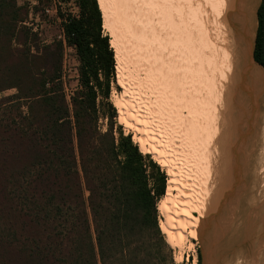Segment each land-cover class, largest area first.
<instances>
[{
  "label": "trees",
  "instance_id": "1",
  "mask_svg": "<svg viewBox=\"0 0 264 264\" xmlns=\"http://www.w3.org/2000/svg\"><path fill=\"white\" fill-rule=\"evenodd\" d=\"M74 1L76 14L56 10L61 39L44 44L30 5L0 0V95L16 91L0 99V264H174L158 212L168 177L116 127L99 0ZM258 21L264 68V0ZM67 49L79 63L69 98Z\"/></svg>",
  "mask_w": 264,
  "mask_h": 264
},
{
  "label": "bare ground",
  "instance_id": "2",
  "mask_svg": "<svg viewBox=\"0 0 264 264\" xmlns=\"http://www.w3.org/2000/svg\"><path fill=\"white\" fill-rule=\"evenodd\" d=\"M202 2L188 22L180 0H99L130 97L116 103L119 118L167 164L158 203L167 239L184 244L191 228L204 264H215L208 243L221 233L229 245L216 264H264V68L254 58L262 0ZM133 55L145 77L132 88L125 82ZM185 62L195 73L180 86Z\"/></svg>",
  "mask_w": 264,
  "mask_h": 264
},
{
  "label": "rangeland",
  "instance_id": "3",
  "mask_svg": "<svg viewBox=\"0 0 264 264\" xmlns=\"http://www.w3.org/2000/svg\"><path fill=\"white\" fill-rule=\"evenodd\" d=\"M46 1L47 0H45L44 4L42 5V4H40L39 0H18L19 4L21 6H23L24 4H29L31 7V12H30V16H29L27 25L29 27H31L32 29H34V31L39 34L40 39L44 44H52L56 40H60L61 35H62L61 21L58 20L59 18L57 16L56 10H58V8H61L63 13L76 14L78 12V9L76 7L74 0H52L51 2H49V4ZM178 2H179V0H178ZM200 4L203 5L202 0H184V1L180 0V10L182 12V16L185 19H188V22L190 20L196 21L197 19L195 20V18L192 17V16H194V15H192V13H193L192 7L197 8L198 5H200ZM205 4L209 5L208 2L207 3L205 2ZM202 5H200L201 8H202ZM35 8H37L38 10L37 9L35 10ZM128 8H130V6ZM188 11H190V12L188 13ZM141 13H139V11L135 9L134 12L132 13V17L134 19H136L137 17L140 16ZM179 18H180V15H179ZM184 24H185V22H184ZM184 26L186 28L185 30H187L189 32L190 26H186V25H184ZM197 26L200 27L198 24L192 25L191 27H194L195 29H197ZM195 29H193V31L197 32V30H195ZM209 29H207L208 33L210 31ZM207 31H205V33H207ZM103 32H104L105 36H108L110 38V45H111V41H112V39H114L113 33L110 30L106 31L104 28H103ZM119 40L121 41V37H119ZM196 43H198V41H196ZM134 44L135 43L130 44L131 45L130 47L132 48V46ZM123 47H124V44H123ZM113 51H114V55L116 57V50L113 49ZM126 52L127 51L124 47V53H126ZM188 60H190V59H188ZM115 61H116V58H115ZM129 63H130L129 73L127 75L128 77H127V80L125 83H126V85L131 84V87L133 88V85H135V82L144 79L145 74L142 70H140L139 67H137V66L142 64V60L134 58V55H133V58ZM184 64H185V71H184V68H182V66H180V77L185 76L186 78L184 77L183 80L180 79V86L182 85V83L184 81H187L189 79V78H187L188 76L191 77V75L195 73V71H194L195 67L194 66L189 65L188 68L191 70L186 71V65L188 63L185 62ZM78 68H79V63L77 61L75 51L73 49H67L66 53H65V60H64V82H65V90H66V94L68 95V98H69V96H71V94L76 90V88L78 86V79H79ZM115 72H116V75H115V80L112 82V86H111L112 90H111V96L109 99V104L117 112V117L115 119L116 127L121 128L125 136H131L133 143L135 145H137L139 147V149H141L143 151L142 154L144 156L150 157L158 166H160L162 171L165 172L167 177H168V169L166 168L167 164L163 163V162H159V160L154 156L155 151L153 150V148H151V146L149 144H143L139 141V138H141V133L140 132L138 133L137 127L133 124H125V123L121 122V120L119 118V107H118V105H116V103L118 101H120V102L121 101H123V102L127 101L128 102L130 97H125L124 84L119 79L116 70H115ZM148 94L151 97V99L154 100L151 92H148ZM15 95H16L15 90L7 91V92H4L2 95H0V99L1 98H11ZM104 108H105V110L107 109L106 106H104ZM180 113L183 114L184 117L188 115L184 109L180 110ZM101 125H102V129L105 131L107 129V122L102 121ZM168 181H169V177H168ZM167 190H168V183H167ZM167 190H166L165 196L161 199L159 204L163 200H165L166 195H167ZM174 193H175V191H174ZM159 204H158V206H159ZM159 217H161L160 221H165V218L162 217L160 215V213H159ZM190 230L192 231L191 228H188L186 230V232H185L186 237H185V240L183 242L184 244H180V245H178L177 243H175L173 241H168L167 236H165L168 246L173 251L174 264H198L199 252H200L201 258H202V264H204V262H205V260H204L205 259L204 248L201 245L200 241L197 239V237L194 236ZM216 234H218V235L216 236V238H214L215 241H213V242L210 241L208 243L209 248L211 250V253L213 255V259L216 260L215 264L217 263V261H219V259H221V260L223 259V258H221L222 256L223 257L226 256L225 252H226V249L228 247L227 245H229L227 243V241L225 240L226 238L223 235H221V233H216ZM164 235H165V233H164ZM168 242H170L171 245H169ZM212 261H211V264H213Z\"/></svg>",
  "mask_w": 264,
  "mask_h": 264
},
{
  "label": "water",
  "instance_id": "4",
  "mask_svg": "<svg viewBox=\"0 0 264 264\" xmlns=\"http://www.w3.org/2000/svg\"><path fill=\"white\" fill-rule=\"evenodd\" d=\"M260 65V64H259ZM261 66V65H260Z\"/></svg>",
  "mask_w": 264,
  "mask_h": 264
}]
</instances>
